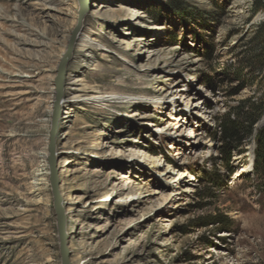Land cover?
<instances>
[{"label":"rangeland","instance_id":"rangeland-1","mask_svg":"<svg viewBox=\"0 0 264 264\" xmlns=\"http://www.w3.org/2000/svg\"><path fill=\"white\" fill-rule=\"evenodd\" d=\"M78 11L0 0V264H61L47 145ZM76 33L54 138L69 263L264 264V0H87Z\"/></svg>","mask_w":264,"mask_h":264},{"label":"water","instance_id":"water-1","mask_svg":"<svg viewBox=\"0 0 264 264\" xmlns=\"http://www.w3.org/2000/svg\"><path fill=\"white\" fill-rule=\"evenodd\" d=\"M87 0H78L79 4V11L77 14V19L75 26L73 27L70 35L68 44L65 50V53L62 55L57 71L56 77L54 79V101L52 104V117H51V125L50 131L48 134V145H47V164L49 169V185L52 192L53 197V207L56 216V223H57V231H58V239H59V251H60V258L61 264H70L69 263V254L67 250V234H66V227H65V217L64 211L61 206V197L59 192V177H58V169L56 167V159L54 154V138L57 128V121L60 115V104H61V89L63 84V78L65 75V65L67 64L72 45L74 42V38L76 35V31L79 27V23L82 19L83 13L86 9Z\"/></svg>","mask_w":264,"mask_h":264},{"label":"trees","instance_id":"trees-1","mask_svg":"<svg viewBox=\"0 0 264 264\" xmlns=\"http://www.w3.org/2000/svg\"><path fill=\"white\" fill-rule=\"evenodd\" d=\"M256 110H261L256 107ZM257 121L253 112H238L235 116L226 115L222 119V139L226 144L224 156L221 162L227 169L232 168L231 162L233 153L238 151L244 144V141L251 136L252 128ZM254 172L264 181V130L256 136V147L254 151Z\"/></svg>","mask_w":264,"mask_h":264},{"label":"bare ground","instance_id":"bare-ground-1","mask_svg":"<svg viewBox=\"0 0 264 264\" xmlns=\"http://www.w3.org/2000/svg\"><path fill=\"white\" fill-rule=\"evenodd\" d=\"M87 4V3H86ZM79 35V33H76V35L75 36H78ZM77 38V37H76Z\"/></svg>","mask_w":264,"mask_h":264}]
</instances>
